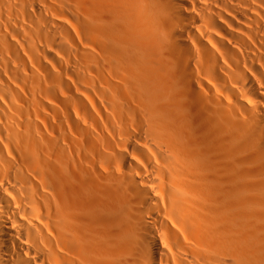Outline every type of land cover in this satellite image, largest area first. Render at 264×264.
<instances>
[{"label": "bare ground", "instance_id": "6f19581e", "mask_svg": "<svg viewBox=\"0 0 264 264\" xmlns=\"http://www.w3.org/2000/svg\"><path fill=\"white\" fill-rule=\"evenodd\" d=\"M0 264H264V0H0Z\"/></svg>", "mask_w": 264, "mask_h": 264}]
</instances>
